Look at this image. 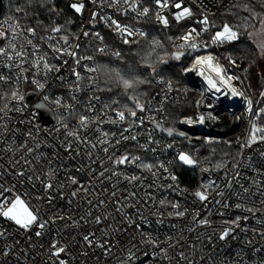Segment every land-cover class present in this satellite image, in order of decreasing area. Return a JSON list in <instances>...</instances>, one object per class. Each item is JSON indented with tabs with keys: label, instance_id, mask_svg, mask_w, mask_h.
<instances>
[{
	"label": "built area",
	"instance_id": "obj_1",
	"mask_svg": "<svg viewBox=\"0 0 264 264\" xmlns=\"http://www.w3.org/2000/svg\"><path fill=\"white\" fill-rule=\"evenodd\" d=\"M238 1L166 0L162 7L165 0H66L71 21L53 20L45 33L0 18V202L10 205L19 196L47 222L44 229L25 230L0 215V264H264V107L241 65L221 51L233 40L213 42L211 17ZM184 8L191 14L178 21ZM148 22L170 33L175 51L194 57L184 71L187 87L178 90L156 76L143 111L120 120L122 112L98 95V57L116 58V46L146 39L142 25ZM189 33L188 43L197 47L181 48ZM208 56L223 69L226 84L212 66L197 64ZM208 79L220 91L209 89ZM189 89L198 94L195 112L178 128L231 139L239 150L237 160L219 167L207 159L187 165L198 172L195 190L178 183L182 146L159 130L169 122L167 109L183 105ZM38 100L51 123L44 122ZM122 157L127 161L116 163Z\"/></svg>",
	"mask_w": 264,
	"mask_h": 264
},
{
	"label": "trees",
	"instance_id": "obj_2",
	"mask_svg": "<svg viewBox=\"0 0 264 264\" xmlns=\"http://www.w3.org/2000/svg\"><path fill=\"white\" fill-rule=\"evenodd\" d=\"M20 12L25 14L22 18ZM3 18H16L22 25L30 27L39 33H45L53 20L65 26L71 21L66 7V0H4ZM214 30L224 25L231 26L238 37L225 44L222 53L230 56L241 65L242 73L248 89H256L264 93V75L260 73L263 58L248 38V35L264 21V0H239L222 13L211 17ZM147 30V38L130 44L118 45L119 55L116 58L104 55L98 57V73L100 76V91L98 95L109 108L118 109L128 121L141 113L147 99L155 91L154 79L160 76L173 83L175 88L183 90L187 87L184 76L185 69L193 62L194 57L188 52L179 51L182 55L176 58L167 33L153 22L142 25ZM179 61L164 65L172 58ZM161 66V72L153 73ZM198 94L188 90V100L179 106L167 109L169 122L164 129L179 132L178 121L195 112V100ZM140 105V107H137ZM260 105L264 107V96ZM178 143L182 148L201 160L207 159L215 166H221L228 160H237L239 150L229 139L227 143H192L185 146L182 140ZM199 160V161H201ZM175 172L178 183L189 190H195L198 183V172L183 163H177Z\"/></svg>",
	"mask_w": 264,
	"mask_h": 264
},
{
	"label": "snow or ice",
	"instance_id": "obj_3",
	"mask_svg": "<svg viewBox=\"0 0 264 264\" xmlns=\"http://www.w3.org/2000/svg\"><path fill=\"white\" fill-rule=\"evenodd\" d=\"M158 3H160V0H157ZM162 7H167V2L165 0V3L163 5H161ZM74 8H76L77 11H80V7L81 6H77V5H73ZM175 7L180 8L181 4L177 3L175 5ZM148 12V9H144V14H146ZM190 10L187 8H184L180 13H178L176 15V19L179 21L180 19H182L185 15H190ZM162 23H164L165 25H167V20L164 19L163 17H160ZM204 23H207V19L205 18ZM58 30V29H57ZM194 33V30H193ZM193 33H189L186 34L184 37H182L181 39L184 41L183 44L180 45L181 48L185 47L186 45L190 46L191 48H196L197 45L193 42L191 44H189L188 42L192 39ZM237 38V33L230 30L228 25H225L223 27L222 31H218L216 32L215 36L213 37V42H223L225 40L231 41ZM3 50H0V52H2ZM101 51H103V49H101ZM182 55V53L177 52L175 54L176 58H179V56ZM9 59H11V57H9ZM203 63H207L209 66L213 67V70L216 72L217 76L220 77V83H227V80H225L224 76L222 75L223 73V69L220 68L219 66H214L212 65V57L208 56V57H204L202 59H198L197 60V64H203ZM45 67H48L47 64H45ZM229 80L231 79V77L228 78ZM208 85H209V89L212 88H216V91H220V88L217 87L216 82L212 79H208ZM231 94L233 96L237 95L236 90L232 89L231 90ZM13 96L15 97L16 94L13 93ZM20 98V97H17ZM248 106L249 108H251V101H248ZM137 107H140V105H137ZM264 111V110H262ZM133 116H135V112L131 113ZM119 118L120 120L124 119V115L123 113H119ZM203 118H201L202 120ZM81 125L82 126H86V118L85 117H81ZM168 134L172 135V130L168 129ZM258 131L257 129H253V137L252 139L249 140V143H251L254 139H255V132ZM69 135H73V133H69ZM134 139V137H133ZM105 151H107V149H105ZM127 157H122L119 160L116 161V163L120 164V163H125L127 161ZM179 159L181 161H183L185 164H193L195 163L187 154L185 153H181L179 155ZM145 167L151 169V165H145ZM219 167V165H218ZM51 175V172L49 173V176ZM132 179H136V177H132ZM172 179H175V177H172ZM73 183H75L76 181L73 180ZM46 187H51V184L46 185ZM73 195H75V193H73ZM195 195L200 199V200H205L207 199V196L204 192H196ZM163 203V202H162ZM39 212V209L36 210V213ZM183 212L178 213V215H183ZM0 215H2L3 217H5L8 220L13 221L17 226H19L22 229L28 230L30 229L34 224H36L40 229H44L47 222L46 221H42L39 220L38 214H34L33 211H30L28 209L27 206H25L24 202L20 199L19 196H17L13 201L10 202V205L7 201L4 202H0ZM97 223H99V218H97ZM201 223H207V221H200ZM229 230L226 229L224 231V233L221 236V239H223L225 236L228 235ZM0 235H4V233L0 232ZM37 236L41 235V232H37L36 233ZM85 241H88L89 243H91L92 241L89 239V236H85L84 237ZM103 246V245H101ZM53 247L55 248V245H53ZM64 251V249L61 248H57L54 255L59 256L60 252ZM60 264H64L63 261L60 262Z\"/></svg>",
	"mask_w": 264,
	"mask_h": 264
},
{
	"label": "rangeland",
	"instance_id": "obj_4",
	"mask_svg": "<svg viewBox=\"0 0 264 264\" xmlns=\"http://www.w3.org/2000/svg\"><path fill=\"white\" fill-rule=\"evenodd\" d=\"M223 27H221L220 29L216 30L215 31V34L218 31H222L223 30ZM229 28H230V30L234 31V29L231 26H229ZM237 37H238V35H237ZM248 38L257 47V49L259 50L262 58L264 59V21L262 23H260L248 35ZM177 61H179V60L173 57L172 59L165 61L164 65L169 64V63H176ZM262 64L263 65L261 66V68H260L259 71H260V73L262 75H264V60H263V63ZM159 72H161V66L159 68L154 69V71H153V73H159ZM249 90H250L251 94L253 95V97L255 98V100L260 103L261 98L264 96V93L263 92H259L256 89L249 88ZM177 126H178V124H177ZM182 141H183V144L185 146H187L188 144H192V143H197V144H202V145L208 144V143H226V142L228 143L229 142V139L228 140L217 141V140H214V139H207L205 136L200 135V136L196 137V141H194V142L189 141V139H183ZM183 153L187 154L192 160H196V161L201 160L199 157H196V156L192 155L185 148L183 149ZM181 163L185 164L183 161H181ZM185 165H189V164H185Z\"/></svg>",
	"mask_w": 264,
	"mask_h": 264
},
{
	"label": "water",
	"instance_id": "obj_5",
	"mask_svg": "<svg viewBox=\"0 0 264 264\" xmlns=\"http://www.w3.org/2000/svg\"><path fill=\"white\" fill-rule=\"evenodd\" d=\"M4 14V0H0V18ZM36 95L34 93H30L28 95L29 103H33L35 101ZM35 106L40 110L41 116L46 123L52 122V115L50 111L44 106V104L38 100L35 102ZM159 130L168 138H175L179 140L187 139L190 136L189 141H196V137L202 135V133L196 128L189 127H179V132H172V135L168 134V131L162 127H159Z\"/></svg>",
	"mask_w": 264,
	"mask_h": 264
}]
</instances>
